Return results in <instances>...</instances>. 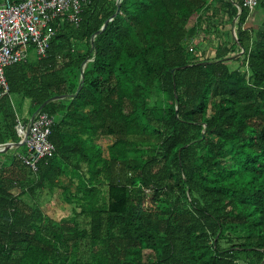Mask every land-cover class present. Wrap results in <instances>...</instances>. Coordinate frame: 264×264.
Returning a JSON list of instances; mask_svg holds the SVG:
<instances>
[{"label":"trees","instance_id":"1","mask_svg":"<svg viewBox=\"0 0 264 264\" xmlns=\"http://www.w3.org/2000/svg\"><path fill=\"white\" fill-rule=\"evenodd\" d=\"M116 5L89 0L43 56L5 67L0 144L25 124L15 97L31 115L88 59L77 95L41 109L54 153L32 170L25 144L0 150V264H264V20L246 28L241 5L237 39L203 56L232 0H121L93 54Z\"/></svg>","mask_w":264,"mask_h":264},{"label":"built area","instance_id":"2","mask_svg":"<svg viewBox=\"0 0 264 264\" xmlns=\"http://www.w3.org/2000/svg\"><path fill=\"white\" fill-rule=\"evenodd\" d=\"M87 2L89 0H0V98L9 92L5 67L26 59L28 45L36 49L38 57L43 56L55 31L54 22L67 18L77 24ZM241 2L251 11L259 0ZM53 123V116L41 110L31 122L26 152L19 157L32 170H37L40 160L55 151L50 139ZM20 130L23 133L24 124H20Z\"/></svg>","mask_w":264,"mask_h":264},{"label":"crops","instance_id":"3","mask_svg":"<svg viewBox=\"0 0 264 264\" xmlns=\"http://www.w3.org/2000/svg\"><path fill=\"white\" fill-rule=\"evenodd\" d=\"M232 1H233V4L238 8V11H239V7L237 5L238 4L237 0H232ZM219 4L220 3H218V5ZM223 9L227 10V6L224 8L221 7V10H223ZM222 17H223L222 22H221V24H219V26L217 28V33L219 32V37L215 36V38L213 40L210 39L212 37L211 31H210L209 34L205 37H207V39L211 40L212 42L209 43L208 40H203L206 42V45L209 43L207 45L208 46L207 48L210 50L209 53L211 56H212L213 50H212V47H210V44L215 45L217 42L221 41V38H223L226 41L231 42V38H233L232 28H231L232 21H230L227 14H225V13H223ZM215 20H216V18H215ZM263 20H264V12L262 11L261 7L256 5L253 10L248 12L247 17H246L245 27L252 29V30L260 28L262 26ZM212 31H214V30H212ZM214 32H216V31H214ZM14 101L15 102L17 101L18 103H20V104H18L20 106L17 108L18 118H19V121L21 123H25L24 125L26 126V124L29 120V117H30V115H29V113H30V100L28 98L23 99V98L19 97V98L15 99ZM26 119H28V120H26Z\"/></svg>","mask_w":264,"mask_h":264},{"label":"water","instance_id":"4","mask_svg":"<svg viewBox=\"0 0 264 264\" xmlns=\"http://www.w3.org/2000/svg\"><path fill=\"white\" fill-rule=\"evenodd\" d=\"M116 2H117V5H116V9H115L114 13L103 22V24L101 25V27L90 38V43H91V48L93 49V54L95 53L94 37L98 33H100L105 28V26L107 25L108 21L110 19L114 18L119 13V11H120V3H121V0H116ZM237 5L239 7V11L237 12V14L232 19V26H231V28H232V36H233L234 39H237V37H236V31H235V28H236V19L238 18L239 13H240V10H241V5L240 4H237ZM238 46L240 47V50L237 51L236 53H234L233 55H231L230 57H232V56H238V55L242 54V52L244 51V48L242 47V45L239 42H238ZM87 61H88V59L85 60L82 63V66H81V69H80V78H79V82H78V85H77L75 91L73 93H71V94L53 95V96L47 98L46 100H44L33 111V113H31V115L29 117V120H28V122H27V124L25 126V130L21 134L19 141H17V142H4V143H1L0 144V150H7V149L12 148V147L16 148V147H19V146L24 145L25 142H26L28 133H29V129H30V125H31L32 120L34 119V117L37 114V112H39L49 101L56 100V99H62V98L68 97V96L69 97H74V96L77 95V93L81 90V88L83 86V82H84V67H85ZM176 68L177 67L171 68V72L173 73ZM175 110H176V112L178 111L177 107H176Z\"/></svg>","mask_w":264,"mask_h":264},{"label":"rangeland","instance_id":"5","mask_svg":"<svg viewBox=\"0 0 264 264\" xmlns=\"http://www.w3.org/2000/svg\"><path fill=\"white\" fill-rule=\"evenodd\" d=\"M235 31H236V28H235ZM209 34V32H203V31H201L200 32V36H201V38L202 37H205V36H207ZM186 42V45H187V47H191L192 45L193 46H197V42H196V38H192V39H188V40H186L185 41ZM200 44L203 46H206L205 44H206V42L205 41H201L200 42ZM210 50L209 49H207L206 51H205V55H203V56H209L210 55ZM37 56V54H36V49L33 47V46H31V45H28L27 46V58L28 59H34L35 57ZM17 98H19V97H16V98H14V100L15 99H17ZM16 103V106H17V108L20 106V105H18V104H20V103H18L17 101L15 102ZM97 141H98V143H100L101 144V146L103 147V149H106V147H107V145L111 142V140H112V138L110 137V136H101V137H99V138H97L96 139ZM9 149H11L12 151H13V149H14V147H12V148H9ZM10 156V155H9ZM11 157V156H10ZM61 178H63V176L61 177ZM55 196V197H54ZM55 199H56V195L54 194L53 196H51L50 197V199L48 200V201H50V202H55ZM48 201H46V202H48ZM65 205H67L66 203H64ZM61 212L60 213H58V214H60V216H64V215H66V213H67V211L63 208H58ZM68 211H69V208H68Z\"/></svg>","mask_w":264,"mask_h":264}]
</instances>
